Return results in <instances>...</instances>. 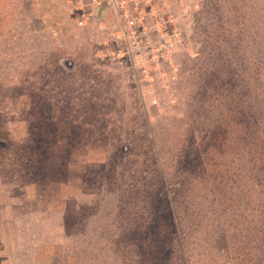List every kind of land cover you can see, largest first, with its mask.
Wrapping results in <instances>:
<instances>
[{"label":"rangeland","instance_id":"rangeland-1","mask_svg":"<svg viewBox=\"0 0 264 264\" xmlns=\"http://www.w3.org/2000/svg\"><path fill=\"white\" fill-rule=\"evenodd\" d=\"M152 82L66 0H0V264H264V0H188Z\"/></svg>","mask_w":264,"mask_h":264},{"label":"built area","instance_id":"built-area-1","mask_svg":"<svg viewBox=\"0 0 264 264\" xmlns=\"http://www.w3.org/2000/svg\"><path fill=\"white\" fill-rule=\"evenodd\" d=\"M188 0H66L74 26L103 36L115 48L104 57L129 58L139 76L152 82L172 66L183 38L181 16L197 5Z\"/></svg>","mask_w":264,"mask_h":264}]
</instances>
